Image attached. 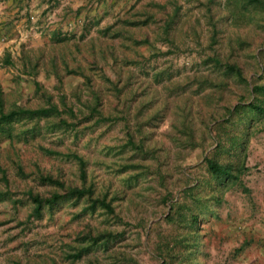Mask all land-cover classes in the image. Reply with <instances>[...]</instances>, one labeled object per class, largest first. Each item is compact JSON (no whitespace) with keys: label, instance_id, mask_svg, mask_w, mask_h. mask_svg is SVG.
<instances>
[{"label":"rangeland","instance_id":"obj_1","mask_svg":"<svg viewBox=\"0 0 264 264\" xmlns=\"http://www.w3.org/2000/svg\"><path fill=\"white\" fill-rule=\"evenodd\" d=\"M30 1L0 111H57L0 124V264H264V0Z\"/></svg>","mask_w":264,"mask_h":264},{"label":"trees","instance_id":"obj_2","mask_svg":"<svg viewBox=\"0 0 264 264\" xmlns=\"http://www.w3.org/2000/svg\"><path fill=\"white\" fill-rule=\"evenodd\" d=\"M251 4H257L259 3V0H248ZM231 72H235L236 74L240 75V71L236 67H230L227 66ZM255 91L262 92L264 94V87L255 88ZM252 109H255L259 113L264 112L259 106H251ZM55 111H57L55 108H49V109H40V110H19V111H12L8 114H5L3 111H0V124H8L15 119V117L20 115H32V116H47L53 114ZM231 114L233 112L231 111ZM207 168L209 173L216 178L217 180H220L222 185L225 183H232L239 179L238 171H236V168L234 165L229 164H221L215 159H207L206 160ZM88 193L87 190H81V189H73L69 192L68 195L70 196H78L82 197ZM62 196L55 195L52 198L49 199H43L41 197H34L32 196V201L34 205H36V213L41 214L42 209L44 206H50L54 205L56 201H58ZM102 205H104L105 208L110 209V206L106 204V202H102Z\"/></svg>","mask_w":264,"mask_h":264},{"label":"crops","instance_id":"obj_3","mask_svg":"<svg viewBox=\"0 0 264 264\" xmlns=\"http://www.w3.org/2000/svg\"><path fill=\"white\" fill-rule=\"evenodd\" d=\"M30 5H34V2L30 0H0V58L13 42L11 36H14L15 27L19 30L27 21L22 15L24 11H28Z\"/></svg>","mask_w":264,"mask_h":264}]
</instances>
